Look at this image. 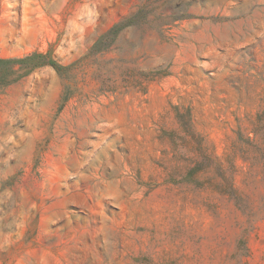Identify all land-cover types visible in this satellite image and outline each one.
<instances>
[{
	"label": "rangeland",
	"instance_id": "374dc122",
	"mask_svg": "<svg viewBox=\"0 0 264 264\" xmlns=\"http://www.w3.org/2000/svg\"><path fill=\"white\" fill-rule=\"evenodd\" d=\"M31 56L0 64V264H264V0H0Z\"/></svg>",
	"mask_w": 264,
	"mask_h": 264
},
{
	"label": "trees",
	"instance_id": "16d2710c",
	"mask_svg": "<svg viewBox=\"0 0 264 264\" xmlns=\"http://www.w3.org/2000/svg\"><path fill=\"white\" fill-rule=\"evenodd\" d=\"M122 30V27L121 26H117V27H115V28H113L110 32H109V34L105 37V39L107 40V39H111V40H113L114 38H115V36L120 32ZM35 57V56H34ZM33 56H31V57H27V58H25V59H23V60H19V61H17V60H10V61H2V60H0V64H8V65H16L17 63H25V62H27V61H29V60H31V59H33L34 58ZM12 72H15V71H12Z\"/></svg>",
	"mask_w": 264,
	"mask_h": 264
}]
</instances>
